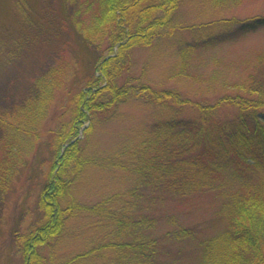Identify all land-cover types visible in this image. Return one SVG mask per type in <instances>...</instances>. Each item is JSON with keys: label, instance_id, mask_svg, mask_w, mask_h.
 I'll list each match as a JSON object with an SVG mask.
<instances>
[{"label": "trees", "instance_id": "trees-1", "mask_svg": "<svg viewBox=\"0 0 264 264\" xmlns=\"http://www.w3.org/2000/svg\"><path fill=\"white\" fill-rule=\"evenodd\" d=\"M65 1L75 8L74 33L96 49L98 59L94 73L67 95L71 117L64 123L66 130L53 133L57 149L39 199L44 222L14 235L23 264H48L40 249L62 234L67 213L72 218L92 215L94 227L103 230L109 225L113 237L64 264H85L92 258H104L102 264H173L165 257H178L183 249L175 255L171 249L194 241L196 236L190 235L195 230L203 235L216 232L198 240L200 249L196 259L189 257L191 264H264V50L246 62L245 79L232 85L234 94H225L214 104L182 98L175 90H157L141 77L118 84L129 73L134 48H149L167 28L173 40L171 24L182 0ZM260 29L264 16L188 27L190 34H203V39L195 35L190 42L178 43L177 74L191 76L189 68L198 50L236 42ZM70 67V61L60 56L32 80L23 100L0 114V194L9 191L55 97L66 90ZM130 98L166 110L103 166L132 173L135 183L91 207L71 199V208L62 209L74 178L89 164L81 158L83 147L77 139L82 126L88 124L83 130L88 138L100 121L98 115L106 118ZM184 108L190 112L183 114ZM64 145L67 148L60 152ZM205 200L217 205L213 218L187 222L203 216ZM104 221L108 225L103 227Z\"/></svg>", "mask_w": 264, "mask_h": 264}, {"label": "rangeland", "instance_id": "rangeland-1", "mask_svg": "<svg viewBox=\"0 0 264 264\" xmlns=\"http://www.w3.org/2000/svg\"><path fill=\"white\" fill-rule=\"evenodd\" d=\"M221 1L182 0L171 24L173 40H169L167 28L162 32L161 40H157L159 42L154 41L147 49L134 48L129 73L123 74L118 84L141 77L157 90H175L182 98L206 104H214L225 94H234L232 85L245 79L246 62L264 50V29L249 33L236 42H225L207 51L198 50L189 68L191 76L177 74L180 67L178 45L190 42L191 36L195 35H199L196 37L199 40L203 39V34L195 31L190 34L188 27L196 29L215 20L264 16V0ZM74 9L65 0H0V114L8 113L23 100L29 93L32 80L60 56L71 63L66 90L55 97L39 138L20 166L9 191L0 194V264H23L14 235L34 230L44 222L39 199L57 149L53 133L60 128L64 132L67 127L64 123L70 120L68 93H73L94 73L98 53L74 33ZM165 112L141 99L130 98L124 105L113 108L106 118L98 115L100 121L94 124L91 135L85 139L83 130L88 124L83 125L77 139L81 140L83 147L81 158L89 160V164L79 177H73L68 196L61 202L62 209L71 208V199L83 207H91L132 186L136 181L132 173L109 167L103 169V166L108 157L115 155L124 145L134 143ZM188 112L190 110L184 108L183 114ZM65 146L60 147V152L65 151ZM216 207L205 200L203 216L189 217L188 220L192 221L187 222L211 220ZM65 216L62 234L49 246L40 249L48 264H64L73 255L86 253L113 237L107 222H103V227L104 223L108 225L103 230L95 228L90 214L83 213L76 218H72L71 213ZM203 227L204 223L200 228ZM201 231L191 233L190 236H196L194 241L171 249L172 255L183 249L178 257L165 259L173 264H191L189 257L197 258L200 241L216 232L210 230L203 235ZM103 259L92 258L85 264H102Z\"/></svg>", "mask_w": 264, "mask_h": 264}]
</instances>
